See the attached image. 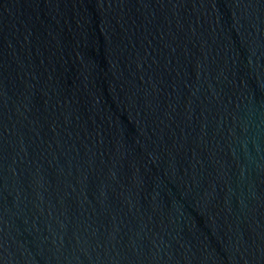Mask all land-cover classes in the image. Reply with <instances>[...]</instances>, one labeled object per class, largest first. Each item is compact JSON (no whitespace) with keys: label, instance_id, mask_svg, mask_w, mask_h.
I'll return each instance as SVG.
<instances>
[{"label":"water","instance_id":"1","mask_svg":"<svg viewBox=\"0 0 264 264\" xmlns=\"http://www.w3.org/2000/svg\"><path fill=\"white\" fill-rule=\"evenodd\" d=\"M0 264H264V0H0Z\"/></svg>","mask_w":264,"mask_h":264}]
</instances>
